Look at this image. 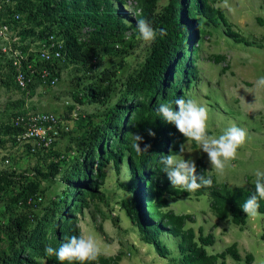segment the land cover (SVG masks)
<instances>
[{
	"label": "trees",
	"instance_id": "trees-1",
	"mask_svg": "<svg viewBox=\"0 0 264 264\" xmlns=\"http://www.w3.org/2000/svg\"><path fill=\"white\" fill-rule=\"evenodd\" d=\"M12 1V6L0 12V22L11 26L23 52L30 47L37 48L39 42L50 36L63 42V56L53 64L58 77L61 64L80 65L84 72L90 73L96 58L110 53L116 45L124 44L128 31L137 30L139 19H146L157 30L164 29L166 35H158L147 46L141 64L119 85L117 80L103 88L89 87L87 98L100 104L102 111L94 114L93 119L87 117L85 131L69 149L74 156L54 154L47 169L35 164L30 175L14 170L0 172V199L9 195V204L14 210H10L12 213L7 221L0 212V244L4 245L0 250V264H60L54 255H47L45 249L49 246L58 248L69 237L82 235L78 214L83 213L87 201H104L101 189L107 180L108 167L112 166L119 178L123 164L129 180L121 187L130 193L128 184H132L134 196L122 198L120 208L139 239L151 246L158 257L170 259L174 264H226L227 257L234 261L232 264L241 261L236 244L221 253L209 254L206 249L214 245L213 235L204 234L202 228L197 231L186 228L188 223L194 222L193 217L176 214L170 204L190 195L196 198L208 195L210 211L218 221L230 219L233 225L243 229L248 216L241 206L254 194V182L246 188L219 184L199 159L196 163L198 172L211 176L210 187L190 192L170 185L160 163L161 155L170 152L176 155L180 145H183L184 153L185 144L191 140L185 139L173 124L155 111L160 103L175 107L174 101L178 97L188 99V92L198 79L196 52L201 44L198 34L204 35L208 27L222 25L226 37L249 46L246 39L232 30L223 12L214 6L221 0H168L162 7L158 0H134L133 18L124 13L126 0ZM0 59V66L8 68L13 75L9 58L0 52ZM221 59L215 57V61ZM28 60L38 69L50 67L33 53ZM10 78L13 81V76ZM113 95L117 98L113 99ZM148 129L155 132V137L148 135ZM5 131L16 143V130L11 123ZM136 132L144 137L145 143L151 144L148 153L139 154L134 149L131 133ZM57 142L48 150L36 149L32 154L31 145L25 146L30 156H38L52 151ZM191 142L196 148V142ZM61 172H64L61 179L63 193L40 218L32 210L18 211L20 204L25 207L24 202L29 196L41 195L43 201L41 181H52ZM1 201L5 212L7 205L5 208V201ZM259 214H264V200H259ZM97 231L104 234L101 225ZM165 237L177 241L174 258L162 241ZM261 238L264 240V223ZM121 258V255L106 257L100 254L96 261L86 264H120ZM244 261L251 264L253 257L247 254Z\"/></svg>",
	"mask_w": 264,
	"mask_h": 264
},
{
	"label": "rangeland",
	"instance_id": "rangeland-1",
	"mask_svg": "<svg viewBox=\"0 0 264 264\" xmlns=\"http://www.w3.org/2000/svg\"><path fill=\"white\" fill-rule=\"evenodd\" d=\"M167 2L168 0H158L160 7L165 6ZM214 6L223 12L232 30L246 39L249 46L226 37L222 25L208 27L204 35L198 34L201 39L196 52L198 79L189 90L188 99H194L208 108L210 135L219 136L227 127L235 124L246 130L247 140L238 149L237 158L230 162L223 175L216 174L207 154L202 152L198 144L194 148L192 142L188 141L183 157L194 159L196 163L202 159L208 172L219 184H228L232 188H246L249 183L255 182L257 170L264 171V90L255 86L256 79L264 76V0H221ZM134 7V0H126L124 13L133 18ZM149 44L139 38L137 30L128 31L124 44L116 45L110 53L96 58V64L91 65L90 73L84 72L80 65L61 64L59 82L52 88L36 85L27 91H21L14 88L10 78L13 76L11 71L0 66V134L4 132L3 138L11 118L15 114L28 111L54 113L71 128L57 140L54 150L45 152L44 155L30 156L26 146L22 151L16 148L13 151L15 156L6 158L1 154L0 172L14 170L18 174L25 172V175H30L35 164L47 169L49 163L54 160V154L60 152L66 156H74V152L69 149L74 147L75 142L85 131L87 117L93 119L94 114L102 111L100 104L87 98L89 87L103 88L117 80L119 85L120 81L141 64ZM192 57L195 58L194 55ZM215 57L222 59L215 61ZM103 60L106 61V65L100 70ZM112 98L117 97L113 95ZM3 138L0 139L1 148L9 145ZM30 153L34 152L30 150ZM7 159L17 165L12 167L6 163ZM63 174L64 172H61L52 181L42 180L40 185L43 201L36 204L37 206L29 205L25 201V207L20 204L18 211L32 210L36 217L40 218L45 209L62 195ZM107 174L106 183L101 189L104 201H87L83 213L78 214L82 235L94 237L103 256L121 255L120 264H174L175 262H170V259L158 257L151 246L139 239L131 227V221L120 208L122 198L132 199L134 196L132 184H128L131 196L121 187V184L129 180L125 165L121 166L119 178L112 166L108 167ZM7 196L0 199L5 201V208L7 205L4 212L0 203L4 221H7L12 211L14 212L9 204V195ZM170 209L176 214H190L193 217L194 222L188 223L186 228L191 227L195 231L202 228L204 234L213 235L214 245L206 249L209 254L221 253L236 244L242 258L236 264H246L244 259L247 254L253 257L251 264L264 263V240L261 238L264 214L248 216L245 226L240 229L233 225L230 219L218 221L215 218L210 211L208 195L181 198L172 202ZM90 215L94 218L92 219ZM99 225L104 230L103 235L97 231ZM162 241L170 249L173 258L176 257L177 241L166 237ZM3 249L4 245L0 244V250ZM232 263L234 261L227 257L226 264Z\"/></svg>",
	"mask_w": 264,
	"mask_h": 264
},
{
	"label": "clouds",
	"instance_id": "clouds-1",
	"mask_svg": "<svg viewBox=\"0 0 264 264\" xmlns=\"http://www.w3.org/2000/svg\"><path fill=\"white\" fill-rule=\"evenodd\" d=\"M139 38L144 42H154L157 36H165L164 29H155L146 19H139L136 23ZM103 66L106 61L103 60ZM258 89L264 90V76H260L255 81ZM175 107L169 103H160L156 105L155 111L163 119L175 126L177 131L187 140L195 141L200 146L203 153L207 154L212 169L217 175H223L230 162L237 158L238 149L246 143L247 132L245 129L235 124L227 127L219 136L209 134V110L200 105L194 99H185L178 97L174 101ZM150 137H155V132L147 130ZM133 147L139 154L148 153L151 144L144 142V137L139 133H131ZM143 145V147H141ZM171 153V152H170ZM161 155L160 163L163 165L164 173L170 185L179 186L186 191H196L201 187L211 186L213 180L211 176H205L198 172L197 164L194 159L183 157V145H180L179 152L173 154ZM254 194L246 199L241 206V210L249 217L259 215V200H264V171L255 172ZM131 196L132 193H129ZM49 256H55L60 264L65 261L68 264L78 262L96 261L101 254V249L91 235L69 237L62 242L58 248L51 246L45 249Z\"/></svg>",
	"mask_w": 264,
	"mask_h": 264
},
{
	"label": "built area",
	"instance_id": "built-area-1",
	"mask_svg": "<svg viewBox=\"0 0 264 264\" xmlns=\"http://www.w3.org/2000/svg\"><path fill=\"white\" fill-rule=\"evenodd\" d=\"M13 4L12 0H0V12L5 11V7H10ZM15 19L18 17L16 16ZM62 45V41L50 36L39 42L37 48L30 47L27 52H23L20 48L21 42L11 26L0 22V52L9 58L13 70L14 86L21 91H27L34 84L48 88L58 84V70L53 68V64L63 56ZM31 53L36 54L39 61L48 63L50 67L38 69L28 60ZM10 123L16 130L14 137L16 143L19 146L31 145V152H35L36 149H50L63 134H67L71 130L69 124L62 121L58 115L42 111L15 114ZM6 163L10 164V161L7 159ZM41 201V195L29 196L26 199V203L29 205Z\"/></svg>",
	"mask_w": 264,
	"mask_h": 264
},
{
	"label": "crops",
	"instance_id": "crops-1",
	"mask_svg": "<svg viewBox=\"0 0 264 264\" xmlns=\"http://www.w3.org/2000/svg\"><path fill=\"white\" fill-rule=\"evenodd\" d=\"M14 88H16V87H14ZM10 123V122H9ZM0 132H1V130H0ZM1 137L3 138L4 137V132H2V134H0V139H1ZM3 139H6L7 140V142H9L8 144L9 145H7V146H5L4 148H1L0 147V156H1V154H3V155H5L6 156V158H8V157H11V156H13L14 154H13V151L16 149V148H18L20 151H22V149H24L23 147L25 146H18V145H16V143H13L10 139H9V137H7L6 136V134H5V138H3ZM7 151V152H6ZM8 156V157H7ZM15 156V155H14ZM9 160V159H8ZM10 161V160H9ZM10 164L12 165V167H13V165H17L16 163H14V161H10Z\"/></svg>",
	"mask_w": 264,
	"mask_h": 264
}]
</instances>
